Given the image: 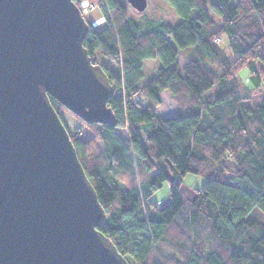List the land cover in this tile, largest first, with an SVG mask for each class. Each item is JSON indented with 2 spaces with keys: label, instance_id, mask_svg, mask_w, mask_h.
<instances>
[{
  "label": "trees",
  "instance_id": "1",
  "mask_svg": "<svg viewBox=\"0 0 264 264\" xmlns=\"http://www.w3.org/2000/svg\"><path fill=\"white\" fill-rule=\"evenodd\" d=\"M166 1L176 26L130 17L127 0H101L104 28L87 21L83 44L115 88L116 127L51 102L90 133L62 119L107 212L100 230L130 264H264V0H211L212 15L207 0ZM157 59L142 83L144 62ZM167 91L178 110L163 118ZM189 174L205 178L194 200L181 194ZM166 182L160 207L152 197Z\"/></svg>",
  "mask_w": 264,
  "mask_h": 264
},
{
  "label": "water",
  "instance_id": "2",
  "mask_svg": "<svg viewBox=\"0 0 264 264\" xmlns=\"http://www.w3.org/2000/svg\"><path fill=\"white\" fill-rule=\"evenodd\" d=\"M88 33L74 0H0V264H130L100 230L107 212L50 99L117 126Z\"/></svg>",
  "mask_w": 264,
  "mask_h": 264
},
{
  "label": "rangeland",
  "instance_id": "3",
  "mask_svg": "<svg viewBox=\"0 0 264 264\" xmlns=\"http://www.w3.org/2000/svg\"><path fill=\"white\" fill-rule=\"evenodd\" d=\"M207 10L210 15H212L210 1L207 0ZM83 15L87 21L93 22L94 26L97 29H102L107 25V20L100 9L101 0H81ZM130 17H133L137 20H164L169 22L173 26L178 25L179 18L175 14L173 7L166 0H148L147 10L139 15L136 10L132 7L128 9ZM184 51L180 50V69L183 68L186 61L183 58ZM99 63L105 66L114 68L111 63L105 58H99ZM97 60V61H98ZM161 65L160 60H146L144 62L143 69V79L142 83H146L152 78L157 76V70ZM245 74V71L243 72ZM163 103L158 108V113L160 117L169 118L175 117L177 115V104L171 98L170 93L164 92L162 94ZM61 117L67 124L68 128L73 132H79L83 136H88L90 134L87 132L86 127L79 123L74 115H71L68 111L62 110ZM126 130H120V133L126 135ZM230 179V177H228ZM205 183V178L202 176L196 175H187L185 177L184 183L181 187V194L184 199L194 200L197 194V190L200 189ZM153 201L158 202L160 207H165L170 203V187L169 183L166 182L163 187L152 197Z\"/></svg>",
  "mask_w": 264,
  "mask_h": 264
},
{
  "label": "clouds",
  "instance_id": "4",
  "mask_svg": "<svg viewBox=\"0 0 264 264\" xmlns=\"http://www.w3.org/2000/svg\"><path fill=\"white\" fill-rule=\"evenodd\" d=\"M229 158H231V157H229Z\"/></svg>",
  "mask_w": 264,
  "mask_h": 264
},
{
  "label": "crops",
  "instance_id": "5",
  "mask_svg": "<svg viewBox=\"0 0 264 264\" xmlns=\"http://www.w3.org/2000/svg\"><path fill=\"white\" fill-rule=\"evenodd\" d=\"M93 23V22H92ZM94 25V24H93Z\"/></svg>",
  "mask_w": 264,
  "mask_h": 264
}]
</instances>
